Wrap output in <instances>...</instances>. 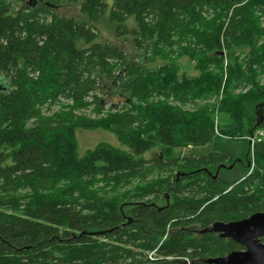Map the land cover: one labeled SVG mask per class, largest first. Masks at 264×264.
Wrapping results in <instances>:
<instances>
[{
  "label": "trees",
  "instance_id": "1",
  "mask_svg": "<svg viewBox=\"0 0 264 264\" xmlns=\"http://www.w3.org/2000/svg\"><path fill=\"white\" fill-rule=\"evenodd\" d=\"M68 4L82 18L57 11ZM107 8L0 0V264H207L242 248L211 224L264 211V0ZM104 18L139 59L97 39ZM182 55L197 74L180 72ZM214 110L230 120L218 133ZM77 128L108 130L126 148L99 142L79 155ZM243 154L249 165L225 167Z\"/></svg>",
  "mask_w": 264,
  "mask_h": 264
},
{
  "label": "rangeland",
  "instance_id": "2",
  "mask_svg": "<svg viewBox=\"0 0 264 264\" xmlns=\"http://www.w3.org/2000/svg\"><path fill=\"white\" fill-rule=\"evenodd\" d=\"M108 3V8L105 11V15H108L109 6L111 5L113 0H105ZM57 11L64 15V16H74L76 18H82L79 6L68 4L63 5L61 7L57 8ZM107 18V17H106ZM106 18L103 19L101 23L98 24V27L100 30H98V40L100 41H108L114 44H118L120 48L130 57H136L139 59L140 56H142L143 52L139 48L133 45L132 37L130 35H124V36H117L113 25H111ZM127 24L129 26L133 25L132 21H127ZM176 63L179 66L180 72H184L186 75H194L197 74V70L194 68V61L189 59V57L182 55V56H176L174 59ZM161 63V59L156 60L154 63L149 64L148 66L155 67L157 64ZM173 100L169 99V102ZM214 101V97L210 99V102ZM182 108L186 110H194L195 106L190 104H182ZM261 107L258 109L260 110ZM212 117L214 120V124H222L229 122V117L226 114L219 113L214 110L212 112ZM76 138L78 141V147L77 151L79 155H83L88 149L93 148L96 144L99 142H108L111 143L114 146L120 147V148H126L124 145H122L116 138V135L108 130L96 128V129H84V128H77L76 131ZM247 136H244V139H247ZM249 142V141H248ZM231 145H236L238 148H241L239 141L237 140H230L228 142ZM252 146L253 144H250ZM213 147V146H212ZM211 146H204V147H198L196 152H207ZM159 147H154L150 151H147L144 153V157L146 158H152L158 155L159 153ZM192 147L189 145L187 147H183L181 149H174V154H180L185 155L191 153Z\"/></svg>",
  "mask_w": 264,
  "mask_h": 264
},
{
  "label": "water",
  "instance_id": "3",
  "mask_svg": "<svg viewBox=\"0 0 264 264\" xmlns=\"http://www.w3.org/2000/svg\"><path fill=\"white\" fill-rule=\"evenodd\" d=\"M208 230L218 232L221 237L230 238L243 248L223 256L206 258L207 264H264V241H261L264 236V211L238 220L216 221Z\"/></svg>",
  "mask_w": 264,
  "mask_h": 264
},
{
  "label": "flooded vegetation",
  "instance_id": "4",
  "mask_svg": "<svg viewBox=\"0 0 264 264\" xmlns=\"http://www.w3.org/2000/svg\"><path fill=\"white\" fill-rule=\"evenodd\" d=\"M263 106H261V108H262ZM260 110H257V112H259ZM235 163H238L239 165H249V163H247L246 162V155L245 154H243L242 156L241 155H238L237 157H236V159H235V161L232 163V164H229V165H227V166H225L226 168H229V169H233L234 168V164ZM219 166H224V164H220ZM219 168H217L216 169V172H215V174H214V176H216L218 173H219V170H218ZM166 201H168V198H166ZM188 233H194V234H196V235H199L200 233H201V230H200V228H198V229H193V228H188V231H187ZM215 233H217V235L219 236V233L218 232H215ZM219 237H221V236H219ZM224 238H226V237H224ZM230 239V238H229ZM241 246V245H240ZM242 247V246H241ZM243 248V247H242ZM242 248H240V249H242ZM240 249H238V250H240ZM187 263H189V261L187 260Z\"/></svg>",
  "mask_w": 264,
  "mask_h": 264
},
{
  "label": "built area",
  "instance_id": "5",
  "mask_svg": "<svg viewBox=\"0 0 264 264\" xmlns=\"http://www.w3.org/2000/svg\"><path fill=\"white\" fill-rule=\"evenodd\" d=\"M215 131H216V133H218L217 132V124L216 123H215ZM262 135H263L262 130H258L255 133L249 134L247 136V139H248V141H249L250 144H254V142L256 140H258ZM148 257H149V259H154L155 258L154 257V251L149 252Z\"/></svg>",
  "mask_w": 264,
  "mask_h": 264
}]
</instances>
